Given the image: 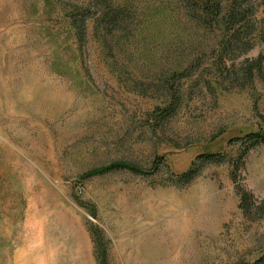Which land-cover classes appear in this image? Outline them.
I'll return each instance as SVG.
<instances>
[{
    "label": "rangeland",
    "instance_id": "rangeland-1",
    "mask_svg": "<svg viewBox=\"0 0 264 264\" xmlns=\"http://www.w3.org/2000/svg\"><path fill=\"white\" fill-rule=\"evenodd\" d=\"M91 1L0 0V264H258L264 0Z\"/></svg>",
    "mask_w": 264,
    "mask_h": 264
},
{
    "label": "trees",
    "instance_id": "trees-1",
    "mask_svg": "<svg viewBox=\"0 0 264 264\" xmlns=\"http://www.w3.org/2000/svg\"><path fill=\"white\" fill-rule=\"evenodd\" d=\"M189 11L193 14H197V18H203L204 22L209 26H215L220 24H227L235 28V17L238 16L234 8L231 10L230 19L228 13H226V0H188ZM71 14V23L77 29L80 38L84 39L85 31L88 23L92 22L95 33H105L106 35L113 34L116 29L125 26L127 23L124 10L115 9L112 0H92L87 7L76 8ZM176 79V78H175ZM174 79V80H175ZM172 95V94H171ZM171 97V96H170ZM175 102V99L173 100ZM254 138V137H252ZM204 157L214 158L215 155H207ZM189 176V175H185ZM247 197L244 196L243 203L247 201ZM258 264H264V256L258 260Z\"/></svg>",
    "mask_w": 264,
    "mask_h": 264
}]
</instances>
